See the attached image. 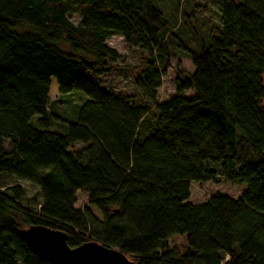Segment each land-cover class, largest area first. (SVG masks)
<instances>
[{
	"label": "trees",
	"instance_id": "1",
	"mask_svg": "<svg viewBox=\"0 0 264 264\" xmlns=\"http://www.w3.org/2000/svg\"><path fill=\"white\" fill-rule=\"evenodd\" d=\"M185 1L0 0V264H45L17 235L31 226L135 264H264V0L195 1L182 12L186 29L198 9L219 21L189 32L196 47L160 9ZM114 36L144 55L131 94L85 73L118 60L105 45ZM175 51L193 72L160 101ZM51 78L59 96L88 98L66 126L50 111ZM219 177L244 187L238 199L190 202V184ZM7 180L36 187L37 207L22 206ZM78 194L88 207H75Z\"/></svg>",
	"mask_w": 264,
	"mask_h": 264
},
{
	"label": "rangeland",
	"instance_id": "2",
	"mask_svg": "<svg viewBox=\"0 0 264 264\" xmlns=\"http://www.w3.org/2000/svg\"><path fill=\"white\" fill-rule=\"evenodd\" d=\"M199 0H191L189 4L186 1L181 4V6H175L172 2H165L160 5V9L163 12L166 20L168 21L169 27L174 34L179 35L182 39L186 40V43L190 46L196 47L197 44L189 36V32H200L203 31L202 35L206 34L208 29L213 27H218L219 21L216 17V9L212 4H209V8L216 12L215 14L206 11L204 12L196 10L194 17L190 18V25L193 27L186 29L184 26V20L182 17V12L185 11L186 14L190 13L194 3ZM200 4L202 2L200 1ZM72 19L76 21V17L72 16ZM186 27L187 26V23ZM106 47L116 51L119 54V58L114 64L104 68L101 71L93 70L91 72L86 71V75L105 89H112L117 93L131 94V78L134 73L138 72L141 67L142 59L144 55L140 52L126 45L121 37L114 36L105 42ZM81 58L88 63L92 64L93 61L81 55ZM193 72V67L190 60L185 57L184 54L179 51H175L174 56L170 62V66L166 71V75L162 79V85L158 89V98L160 101H167L173 95H175L174 80L180 74L190 75ZM185 97L190 98L193 95V91H186L184 93ZM49 99L51 103L57 101L50 107V111H54V117L57 118L61 124L66 126L67 124L73 123L76 119V115L80 107L88 100V98L78 91H71L67 95L59 96L57 92V85L53 78L50 79V92ZM51 106V104H50ZM218 172L217 169H214ZM11 186H19L23 192L22 206L30 207L35 209L39 198L37 197L38 189L33 185L25 181L17 180H7L2 184V188H7ZM244 187L234 186L227 184L218 178L217 183H192L190 184V202L201 203L206 201L210 196L215 194H221L229 196L233 199H238L242 193ZM77 209H82L88 207L86 196L83 194L77 195V203L75 205ZM90 209V208H89ZM91 213L96 217H99V213L93 209H90ZM21 228H24L20 225ZM171 246L178 247L179 251L182 249V239L175 237L170 240Z\"/></svg>",
	"mask_w": 264,
	"mask_h": 264
},
{
	"label": "water",
	"instance_id": "3",
	"mask_svg": "<svg viewBox=\"0 0 264 264\" xmlns=\"http://www.w3.org/2000/svg\"><path fill=\"white\" fill-rule=\"evenodd\" d=\"M30 253L45 264H135L116 249L90 241L70 248L67 235L43 226L17 230Z\"/></svg>",
	"mask_w": 264,
	"mask_h": 264
},
{
	"label": "bare ground",
	"instance_id": "4",
	"mask_svg": "<svg viewBox=\"0 0 264 264\" xmlns=\"http://www.w3.org/2000/svg\"><path fill=\"white\" fill-rule=\"evenodd\" d=\"M101 245V244H100ZM102 246H104V245H102ZM105 247H107V246H105Z\"/></svg>",
	"mask_w": 264,
	"mask_h": 264
}]
</instances>
